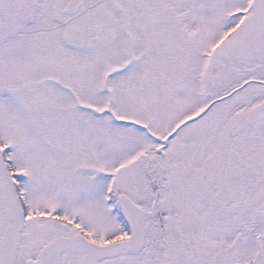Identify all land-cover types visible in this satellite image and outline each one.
<instances>
[{"label":"snow or ice","instance_id":"1","mask_svg":"<svg viewBox=\"0 0 264 264\" xmlns=\"http://www.w3.org/2000/svg\"><path fill=\"white\" fill-rule=\"evenodd\" d=\"M0 264H264V0H0Z\"/></svg>","mask_w":264,"mask_h":264}]
</instances>
